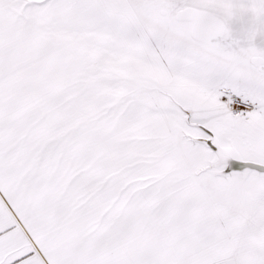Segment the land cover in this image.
<instances>
[{"label": "snow or ice", "instance_id": "obj_1", "mask_svg": "<svg viewBox=\"0 0 264 264\" xmlns=\"http://www.w3.org/2000/svg\"><path fill=\"white\" fill-rule=\"evenodd\" d=\"M261 33L264 0H0V264H264Z\"/></svg>", "mask_w": 264, "mask_h": 264}, {"label": "rangeland", "instance_id": "obj_2", "mask_svg": "<svg viewBox=\"0 0 264 264\" xmlns=\"http://www.w3.org/2000/svg\"><path fill=\"white\" fill-rule=\"evenodd\" d=\"M249 23L250 21L247 17L231 20L229 22L231 40L239 41L242 46H247V41L244 40V34ZM252 43L258 48H264V33L258 34Z\"/></svg>", "mask_w": 264, "mask_h": 264}]
</instances>
